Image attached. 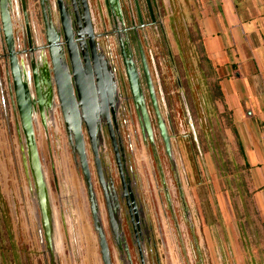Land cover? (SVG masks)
<instances>
[{"label": "flooded vegetation", "instance_id": "af4514ba", "mask_svg": "<svg viewBox=\"0 0 264 264\" xmlns=\"http://www.w3.org/2000/svg\"><path fill=\"white\" fill-rule=\"evenodd\" d=\"M1 1L4 2V18L0 10V107L4 119L14 129L19 173L22 174L30 215L32 221L36 219L50 264H59L57 232L44 168L45 158L39 144L42 142L46 146L51 162L50 142L52 139L59 144L60 135L82 176L88 202V187L91 189L100 224L101 210L95 185L102 193L108 220L106 196L111 211L116 201L118 235H112L119 248L121 262L132 264L123 230L126 226L130 239L135 243L139 264H147V246L151 245L150 226L145 220L138 196L134 144L122 132L130 124L135 125L143 144L151 150L167 204L171 206L170 194H177L184 217L188 220L182 183L176 172L172 126L159 108L161 101H164L157 96L153 59L145 48L146 29L154 28L163 39L169 64L175 68L158 0H118L120 16L107 7L106 0H42V5L40 0H35L34 6L30 5L29 0ZM103 11L106 18L102 15ZM4 29L9 34L11 54ZM48 37L56 44L50 46ZM111 37L115 46L109 40ZM103 40L106 44H103ZM120 42H127L138 88L136 97L129 85ZM140 51L152 85L155 108L143 75ZM62 57L76 105L72 112L63 110L62 86L58 83ZM70 57L75 62V70L83 78L82 88L85 84L86 93L83 94L88 99L83 102L87 105L86 109L82 107L78 96ZM177 82L181 88L178 79ZM145 116L149 131L145 127ZM159 126L164 128L169 138V153L165 150ZM79 142L81 148L78 147ZM159 143L170 165L174 186L166 184L158 152ZM55 147L59 148L58 145ZM83 166L88 182L83 175ZM62 222L65 226L63 219ZM104 237L110 255L105 233Z\"/></svg>", "mask_w": 264, "mask_h": 264}, {"label": "rangeland", "instance_id": "374dc122", "mask_svg": "<svg viewBox=\"0 0 264 264\" xmlns=\"http://www.w3.org/2000/svg\"><path fill=\"white\" fill-rule=\"evenodd\" d=\"M190 1L191 4L185 0H170V3L167 0H158L165 37L171 57L175 59V68L166 58V48L160 33L147 27L145 40L146 52L153 59L157 96L164 101H161L159 108L169 118L172 126L176 172L181 179L188 220L184 217L177 194L171 193V206L167 204L151 150L143 144L138 129L130 124L125 132L122 130L126 138L129 136L128 141L131 140L134 144L138 196L145 220L150 226L151 245L147 246L145 263L264 264L263 256H256L254 245L249 239L254 221L249 213L247 219L243 220V201H233L240 237L235 245L228 228L214 226L218 214L213 197L207 191L210 189L211 192L212 185L206 182L207 190L205 186H201L207 173L208 181H218L221 190L227 189L229 185L232 192L238 179L231 175L237 174L239 167L233 163L232 149L223 132L227 122L226 115L221 111L218 113L217 108L212 107L213 100L217 97L216 85L209 81L210 70L203 62L197 43V3L196 0ZM29 3L34 6L35 0H29ZM102 15L106 16L105 11ZM109 40L113 46L116 45L112 37ZM102 42L104 44L105 40ZM177 79L181 88L178 87ZM184 102L193 128L188 124ZM218 116L222 117V126L218 123ZM59 137V144L52 139L50 142L51 162L46 146L38 142L45 158L44 168L57 232L59 264H103L98 237L93 229L87 190L63 144L62 135ZM16 144L14 129L4 119L0 107V264H50L38 233L36 219L32 221L30 215L22 174L19 173ZM218 144L221 147L220 161L213 156L212 163L205 164L204 155L208 154L209 145L216 147ZM158 146L166 184L172 186L174 181L170 165L163 156L162 144L159 143ZM220 172L229 177L220 178ZM95 190L111 263L123 264L111 233L102 193L97 185ZM123 230L132 264H139L135 243L130 239L126 226Z\"/></svg>", "mask_w": 264, "mask_h": 264}, {"label": "crops", "instance_id": "0c3cea01", "mask_svg": "<svg viewBox=\"0 0 264 264\" xmlns=\"http://www.w3.org/2000/svg\"><path fill=\"white\" fill-rule=\"evenodd\" d=\"M196 3L197 43L208 63L209 81L218 90L212 107L226 115L223 132L232 149L233 163L239 167L238 173L231 175L238 179L232 192L229 185L221 190L218 181H208L207 173V181L203 179L201 186L207 190L206 182L212 185L211 192L207 191L218 214L214 226L228 228L235 245L240 237L233 201H243V220L249 213L254 221L249 239L256 256L264 260V0ZM221 118L218 116L220 126ZM209 146L205 164H211L213 156L220 158L219 144ZM218 174L222 179L229 177L223 172Z\"/></svg>", "mask_w": 264, "mask_h": 264}, {"label": "water", "instance_id": "95a60500", "mask_svg": "<svg viewBox=\"0 0 264 264\" xmlns=\"http://www.w3.org/2000/svg\"><path fill=\"white\" fill-rule=\"evenodd\" d=\"M3 3H4L3 1H1V3H0V10H1L2 19L4 18ZM40 3L42 5V0H40ZM106 5H107V7H111L113 10H115L117 12V14L120 16L118 0H106ZM46 27L48 28L47 25H46ZM4 34H5V40H6V43L8 45L9 52L11 54L12 50H11V48L9 46V34L6 32L5 29H4ZM48 39H49L50 46H52V44H56V41L52 42V40L49 37H48ZM119 46H120V51H121V54H122V57H123V60H124V65L126 67V73H127L129 85H130V88L132 90V94L134 95V97H136V95L138 94V88H137V84H136L137 83L136 82V76H135L134 71L132 69L133 65H132L130 56L128 55L127 42H125V43L120 42ZM51 50H52V48H51ZM139 50H140V48H139ZM140 54H141V51H140ZM70 59H71V57H70ZM60 61H61L60 63H61V66H62V70H60V72L58 74V83L62 86L61 87V95H62V101L64 102V107H65V108L63 107V110L64 111L67 110L69 112H72L76 108V105H75V102H74V99H73V95H72V92H71L69 75H68V71L66 69L63 57L60 58ZM141 61H142L143 75L145 77L147 88L149 90V94L151 96L153 106L155 108L153 89H152V85H151L150 80H149L147 67H146V65L144 63V59H143L142 54H141ZM71 63H72V66H73L72 69H73L74 82H75L77 91L79 93L78 96L80 98L82 107L84 109H86L87 105H86L85 102H83L84 100L88 99L83 94L84 88H85V84H84V87L82 88L81 83L83 82L82 81L83 78L80 77V75L75 70V65H74L75 62H73L72 59H71ZM60 85H59V87H60ZM84 93H86V92H84ZM135 101H137V100H135ZM88 103H89V101H87V104ZM139 103H140V97H139ZM184 106L186 108L185 110H186V115H187V118H188V124H189V126L191 128H193V123H192V120L190 118L189 111H188V109L186 107L185 102H184ZM142 112L144 114L143 108H142ZM145 127L149 131V126H148V121H147L146 116H145ZM159 130H160V136H161V138H162V140L164 142L165 150H166L167 153H169V150H170L169 138H168L164 128L159 126ZM74 133H75V137H76V131ZM193 135H194V132H193ZM194 140H196L195 135H194ZM80 144H81V142L78 143V147L79 148H81ZM83 169H84L83 170V175L85 176V179L88 182L87 174H86V170H85L84 166H83ZM88 191H89V202H90L91 218H92V222H93V229H94V231H95V233L97 234V237H98V244H99V249H100L101 260H102L103 264H111L109 251H108L106 240H105V237H104V233H103V230H102V227H101L98 215H97V209H96V206H95V202L93 200V195L91 193L90 187H88ZM106 200H107V210H108V214H109L110 229H111L112 234L115 237H117L118 233L116 232V229H118V224H117V221L115 219L116 218V211H117V204H116V201L113 203V206H112L113 210L111 211L110 210L111 207L109 205V199L107 198V196H106Z\"/></svg>", "mask_w": 264, "mask_h": 264}, {"label": "trees", "instance_id": "16d2710c", "mask_svg": "<svg viewBox=\"0 0 264 264\" xmlns=\"http://www.w3.org/2000/svg\"><path fill=\"white\" fill-rule=\"evenodd\" d=\"M200 48V47H199ZM200 50V49H199ZM200 53H201V50H200ZM202 55V54H201ZM203 58V62L208 66V63H207V60L204 58V56H202ZM216 91L218 92L217 88H216Z\"/></svg>", "mask_w": 264, "mask_h": 264}]
</instances>
